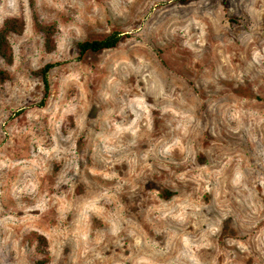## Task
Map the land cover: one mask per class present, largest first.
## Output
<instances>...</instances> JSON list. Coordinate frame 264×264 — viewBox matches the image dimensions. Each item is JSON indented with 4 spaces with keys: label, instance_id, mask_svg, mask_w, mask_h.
Here are the masks:
<instances>
[{
    "label": "rangeland",
    "instance_id": "1",
    "mask_svg": "<svg viewBox=\"0 0 264 264\" xmlns=\"http://www.w3.org/2000/svg\"><path fill=\"white\" fill-rule=\"evenodd\" d=\"M8 17L0 264H37L38 235L43 264H264V0H0Z\"/></svg>",
    "mask_w": 264,
    "mask_h": 264
},
{
    "label": "trees",
    "instance_id": "2",
    "mask_svg": "<svg viewBox=\"0 0 264 264\" xmlns=\"http://www.w3.org/2000/svg\"><path fill=\"white\" fill-rule=\"evenodd\" d=\"M33 0H30L32 3ZM178 3H186L197 0H174ZM34 26L42 34L43 47L46 52H52L55 49V34L57 33V26L55 23H43L36 16L34 17ZM25 28V21L22 17H8L3 20L0 25V58L6 63L11 64L13 61V49L9 40L10 35H20L23 33ZM123 34L119 31H112L99 39L84 40L76 43V49L79 57L86 53H98L105 49L115 47L121 40ZM54 66L53 63H45L40 68L33 70L32 74L35 77H39L43 84V95L41 100L38 102V106L42 107L49 95V81L48 73ZM9 78V73L0 69V81L3 82ZM23 108L19 111H22ZM172 195L169 191H164L162 197L168 199ZM37 249L41 255V259L37 261V264H43L48 261V245L46 238L43 235L37 236Z\"/></svg>",
    "mask_w": 264,
    "mask_h": 264
},
{
    "label": "bare ground",
    "instance_id": "3",
    "mask_svg": "<svg viewBox=\"0 0 264 264\" xmlns=\"http://www.w3.org/2000/svg\"><path fill=\"white\" fill-rule=\"evenodd\" d=\"M201 92H202V94H204V96H205L206 93H205L204 91H201ZM200 95H201V94H200ZM181 102H182V101H181ZM203 103L205 104L204 101L202 102V104H203ZM204 104H203V105H204ZM204 107H205V106H204ZM215 108H216V107H215ZM219 113H220V112H219ZM206 114H207V113H206ZM216 114H217V113H216ZM218 115H219V114H218ZM219 116H220V115H219ZM217 118H218V117H217ZM217 118H216V119H217ZM218 124H219V120H218ZM215 126H216V125H215ZM219 126H220V125H219ZM79 138H80V137H79ZM216 138H217V137H216ZM217 149H220V148H217ZM216 151H217V150H216ZM216 151H215V152H216ZM180 162H181V161H180ZM108 164H109V163H108ZM192 182H193V181H192ZM98 194H99V193H98ZM98 198H99V195H98ZM100 198H102V197H100ZM100 198H99V199H100ZM124 198H125V197H124ZM95 199H96V198H95ZM103 199H104V198H103ZM98 203H99V202H98ZM141 213H142V212H141Z\"/></svg>",
    "mask_w": 264,
    "mask_h": 264
}]
</instances>
